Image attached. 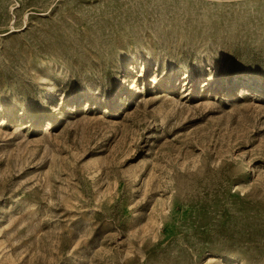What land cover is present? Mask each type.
I'll return each instance as SVG.
<instances>
[{
  "label": "rangeland",
  "instance_id": "374dc122",
  "mask_svg": "<svg viewBox=\"0 0 264 264\" xmlns=\"http://www.w3.org/2000/svg\"><path fill=\"white\" fill-rule=\"evenodd\" d=\"M0 264H264V0H0Z\"/></svg>",
  "mask_w": 264,
  "mask_h": 264
},
{
  "label": "bare ground",
  "instance_id": "6f19581e",
  "mask_svg": "<svg viewBox=\"0 0 264 264\" xmlns=\"http://www.w3.org/2000/svg\"><path fill=\"white\" fill-rule=\"evenodd\" d=\"M248 81V80H247ZM246 82V80H239L238 83Z\"/></svg>",
  "mask_w": 264,
  "mask_h": 264
}]
</instances>
